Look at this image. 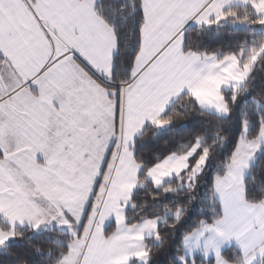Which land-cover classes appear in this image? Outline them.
Returning a JSON list of instances; mask_svg holds the SVG:
<instances>
[{
    "label": "snow or ice",
    "instance_id": "obj_1",
    "mask_svg": "<svg viewBox=\"0 0 264 264\" xmlns=\"http://www.w3.org/2000/svg\"><path fill=\"white\" fill-rule=\"evenodd\" d=\"M257 71L264 0H0V264H264Z\"/></svg>",
    "mask_w": 264,
    "mask_h": 264
},
{
    "label": "trees",
    "instance_id": "obj_2",
    "mask_svg": "<svg viewBox=\"0 0 264 264\" xmlns=\"http://www.w3.org/2000/svg\"><path fill=\"white\" fill-rule=\"evenodd\" d=\"M228 39H229V36L225 35V34H221L220 36L209 35V36L205 37V43L208 44L209 47L214 48V47H219L220 44H222V43H224V44L228 43ZM255 76H256V79H255V83H254V94L258 95L261 92V90L264 89V72L257 71ZM190 119L192 120L193 124H195V123L199 122L200 117L197 114L195 117H191ZM186 134L187 133H185V135ZM171 135H175V133L166 134V136L163 137L161 139V141L157 142V145L162 149L164 147V145L162 143V140L163 139H167L168 136H171ZM152 150H153V145L149 144L146 147L145 152L147 154V153H149ZM261 167H264V164H262ZM260 174H261V168H258L257 169V178L258 179H259ZM204 191H209V189L203 188L202 192H204ZM141 195H143V193H141ZM192 220L194 222L196 220V216H193ZM166 252H167V246L165 247V249H162V250H159V251L156 252L155 259L157 261L164 260ZM3 259H5V258L4 257H0V260H3ZM13 260H14V256L13 257H9L8 260H7V264H12Z\"/></svg>",
    "mask_w": 264,
    "mask_h": 264
}]
</instances>
